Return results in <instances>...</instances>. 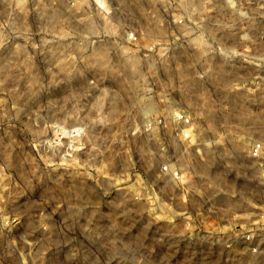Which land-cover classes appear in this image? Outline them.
<instances>
[{"label": "rangeland", "instance_id": "rangeland-1", "mask_svg": "<svg viewBox=\"0 0 264 264\" xmlns=\"http://www.w3.org/2000/svg\"><path fill=\"white\" fill-rule=\"evenodd\" d=\"M150 11L0 0V264H264V159L243 138L264 137V92L245 91L244 64L224 50L146 44ZM175 107L194 115L210 178L159 176L174 148L148 122ZM6 216L19 224L5 230Z\"/></svg>", "mask_w": 264, "mask_h": 264}, {"label": "built area", "instance_id": "built-area-1", "mask_svg": "<svg viewBox=\"0 0 264 264\" xmlns=\"http://www.w3.org/2000/svg\"><path fill=\"white\" fill-rule=\"evenodd\" d=\"M150 5L152 20L150 22L149 41L146 43L151 46L170 45L171 43L181 46L192 47H213L224 50L225 60H233L244 64L241 69V77L244 78V89L246 92H264V52L263 40L254 41L251 38L249 26L255 18L260 26L264 28V0H144ZM152 6V7H151ZM130 43H138V35H129ZM164 41V42H162ZM256 45V54H251L248 48ZM222 48V49H221ZM241 48L238 53H233L232 49ZM252 63L257 71L251 73L247 64ZM219 74V73H217ZM207 75V74H206ZM203 78L205 76L198 75ZM221 76V75H220ZM233 74H224L223 78H232ZM254 79V81H248ZM226 82V81H225ZM228 82V92L233 91ZM216 93V90H214ZM166 117L156 116L149 121L151 129L157 130L156 140L163 150L168 151L177 144L180 146L179 154L167 155L163 165L159 168V176L163 178L165 184L187 185V175L198 173L207 174L206 165L213 160L208 155L210 150L204 144V138L196 136L199 133L198 125L194 115L189 108L175 107L170 110ZM227 131L231 128V121L226 120ZM132 127L139 126L138 121L132 122ZM170 127V128H168ZM133 130V134L136 133ZM247 142V153L249 159H264V137L261 139ZM221 150H218L220 155ZM224 152V151H223ZM205 177V176H204ZM198 178V176L196 177ZM206 178V177H205ZM213 179V178H212ZM205 180V179H204ZM210 180V179H209ZM184 189L185 187L182 186ZM1 224L5 230H10L19 224L18 218L3 217Z\"/></svg>", "mask_w": 264, "mask_h": 264}, {"label": "bare ground", "instance_id": "bare-ground-1", "mask_svg": "<svg viewBox=\"0 0 264 264\" xmlns=\"http://www.w3.org/2000/svg\"><path fill=\"white\" fill-rule=\"evenodd\" d=\"M124 1V0H123ZM135 60V59H134ZM83 125V124H82ZM74 127L76 128V126L74 125ZM85 127V126H84ZM73 129V132H76V130H77V128L76 129ZM60 128H58L57 130H56V133H62V132H60ZM81 131V130H80ZM78 132H79V128H78ZM65 133V132H64ZM63 134V133H62ZM87 135V134H86ZM56 136H57V134H56ZM59 137V136H58ZM207 174H208V172H207ZM104 178V177H103ZM102 183H103V185L106 187V188H109L110 187V183H109V181L106 179V178H104L103 180H102ZM88 187V186H87ZM92 188V186H90L89 187V189H91ZM117 200H116V202H126V200H124V198H123V196H122V194L121 193H118L117 195ZM249 246V245H248Z\"/></svg>", "mask_w": 264, "mask_h": 264}]
</instances>
